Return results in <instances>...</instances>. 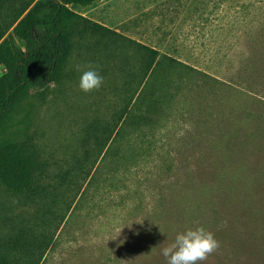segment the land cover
Instances as JSON below:
<instances>
[{
  "label": "rangeland",
  "instance_id": "374dc122",
  "mask_svg": "<svg viewBox=\"0 0 264 264\" xmlns=\"http://www.w3.org/2000/svg\"><path fill=\"white\" fill-rule=\"evenodd\" d=\"M77 11L111 33L75 35L60 82L0 123V144L31 138L49 166L33 201L0 185V249L24 229L37 236L30 264H166L162 248L200 226L259 245L247 227L264 231V0H102ZM135 43L182 72L154 113L137 98L147 79ZM90 63L104 84L84 93Z\"/></svg>",
  "mask_w": 264,
  "mask_h": 264
},
{
  "label": "trees",
  "instance_id": "16d2710c",
  "mask_svg": "<svg viewBox=\"0 0 264 264\" xmlns=\"http://www.w3.org/2000/svg\"><path fill=\"white\" fill-rule=\"evenodd\" d=\"M100 1L0 0V69L3 71L0 76V123L30 92L44 91L60 82L75 35L81 38L86 33H111L77 11L93 7ZM135 45L139 58L137 72L141 80L147 79L148 91L137 95V98L146 101L147 113H154L165 99L171 81H177L174 76L179 63L168 56H161L153 48ZM177 73L182 74L181 71ZM136 78L134 75L133 79ZM124 117L125 112H121L119 122ZM48 168L31 138L21 143L0 144V185L8 192L28 201L45 195L49 188L46 183ZM56 178L61 181L64 177ZM213 230L220 247L200 264H264V231L258 234L248 226L247 234L258 236L256 242L259 245L237 241V246L225 238L234 235L233 227L218 230L215 227ZM36 237L19 229L0 249V264H30V258L37 254Z\"/></svg>",
  "mask_w": 264,
  "mask_h": 264
},
{
  "label": "clouds",
  "instance_id": "9594fccd",
  "mask_svg": "<svg viewBox=\"0 0 264 264\" xmlns=\"http://www.w3.org/2000/svg\"><path fill=\"white\" fill-rule=\"evenodd\" d=\"M77 70L80 67L77 66ZM104 84L99 65L88 64L79 79V88L84 93L99 91ZM220 242L215 234L203 226L178 233L174 241L161 250L166 264H200L216 252Z\"/></svg>",
  "mask_w": 264,
  "mask_h": 264
}]
</instances>
